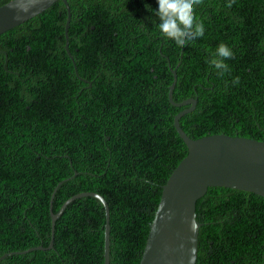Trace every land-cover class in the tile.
Returning a JSON list of instances; mask_svg holds the SVG:
<instances>
[{
  "label": "trees",
  "instance_id": "1",
  "mask_svg": "<svg viewBox=\"0 0 264 264\" xmlns=\"http://www.w3.org/2000/svg\"><path fill=\"white\" fill-rule=\"evenodd\" d=\"M68 1V39L62 0L0 34V264H104L106 208L90 195L57 219L53 247L23 252L50 245L55 191L54 212L101 194L110 264H140L162 187L188 154L173 69L174 100H198L180 119L189 136L264 141V0H204V36L183 48L160 33L157 0ZM222 42L234 53L223 75L208 62ZM197 219V264H264L263 196L209 187Z\"/></svg>",
  "mask_w": 264,
  "mask_h": 264
},
{
  "label": "water",
  "instance_id": "2",
  "mask_svg": "<svg viewBox=\"0 0 264 264\" xmlns=\"http://www.w3.org/2000/svg\"><path fill=\"white\" fill-rule=\"evenodd\" d=\"M57 1L25 0L27 10L16 8L15 0L1 5L0 34L43 12ZM62 1L68 10L66 24L68 39L72 12L69 1ZM66 48L72 57L68 41ZM172 72L174 80L169 86L170 102L175 106L189 105L174 118V125L187 145L188 154L172 171L162 187L161 199L150 225L140 264H197L199 229L202 225L197 219V201L206 194L209 187L240 189L264 197V141L225 133L206 135L197 139L189 136L181 127L180 119L196 108L198 100L197 98H188L181 102L174 100L178 75L176 69ZM65 180L67 179L60 181L59 185ZM55 192L51 198L52 240L50 245L31 247L23 252L53 247L57 219L71 201L90 195L99 198L106 208L104 264H110V209L105 198L97 192L84 191L70 197L58 212H54ZM7 254L1 256L0 260Z\"/></svg>",
  "mask_w": 264,
  "mask_h": 264
},
{
  "label": "clouds",
  "instance_id": "3",
  "mask_svg": "<svg viewBox=\"0 0 264 264\" xmlns=\"http://www.w3.org/2000/svg\"><path fill=\"white\" fill-rule=\"evenodd\" d=\"M157 2L159 8L155 15L161 21L158 28L163 37L183 48L190 41L204 36V24L196 16V8L203 4L204 0H157ZM234 2L235 0H229L227 7L230 8ZM14 6L27 10L25 0H15ZM146 7L152 11L150 5ZM233 55L232 49L222 42L208 62L219 74L223 75L229 71V66L225 61L231 59ZM233 82L238 83L239 78L237 77Z\"/></svg>",
  "mask_w": 264,
  "mask_h": 264
}]
</instances>
